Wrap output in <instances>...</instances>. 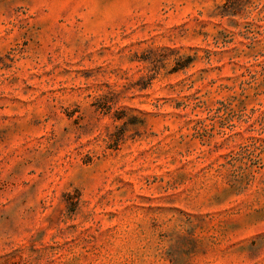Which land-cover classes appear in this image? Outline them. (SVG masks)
I'll return each mask as SVG.
<instances>
[{
	"label": "rangeland",
	"instance_id": "rangeland-1",
	"mask_svg": "<svg viewBox=\"0 0 264 264\" xmlns=\"http://www.w3.org/2000/svg\"><path fill=\"white\" fill-rule=\"evenodd\" d=\"M0 264H264V0H0Z\"/></svg>",
	"mask_w": 264,
	"mask_h": 264
}]
</instances>
